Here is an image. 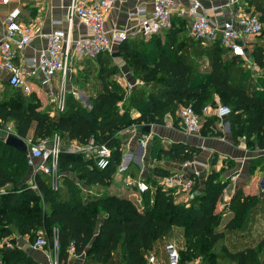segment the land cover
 Returning <instances> with one entry per match:
<instances>
[{
  "label": "trees",
  "instance_id": "1",
  "mask_svg": "<svg viewBox=\"0 0 264 264\" xmlns=\"http://www.w3.org/2000/svg\"><path fill=\"white\" fill-rule=\"evenodd\" d=\"M250 2H254L253 12L261 24L258 33H262L260 42L243 44L260 71L254 79L250 78L249 69L241 66V57L229 54L220 44L219 33L210 41L191 38L181 30L185 18L176 16L177 28L171 19L162 36L156 33L146 40L127 37L117 46V56L101 53L79 64L77 79L83 80L80 73L90 62L96 68L98 85L92 95H87L90 108L68 95L64 110L51 116L49 111L39 110L34 94L23 95L5 87L13 93L0 95V128H6L7 121H11L13 133L25 139L32 127L31 142L36 143L55 137L78 145L93 140L111 149L112 161L101 170L92 157L68 152L63 147L58 171L66 187L53 188L47 177L35 174L33 191L22 182L28 167L26 155L5 145L2 137L0 187L7 182L19 187L0 195V199H5V207L0 205V264H37L25 251L8 243L13 226L30 239L43 231L45 247L56 245L58 264H65L70 246L73 254L84 256L83 264H147L149 256L159 257L163 238L173 227L185 231L182 249L177 254L179 261L199 256L203 264H215L213 260L222 259L232 264H264V191L249 194L238 189L228 204L230 215L218 230L221 214L215 211V203L223 187L220 169L207 172L201 191H195L196 177L191 174L194 193L184 204L176 202L174 191L165 187L164 182H150L146 177L152 198L150 201L149 188L141 209L124 196L81 195L76 181L65 174L74 172L78 180L88 185L107 184L120 164L125 137L120 131L160 122L161 116L173 115L180 106H190L200 118L201 132H209L208 127L218 118L203 116L202 109L214 98L230 109L226 118L231 139L243 137L254 148L264 149V0ZM204 56L206 64L202 61ZM118 57L131 68V81L142 82L127 95H120L118 87L110 84L111 76L118 70L114 62ZM132 111L137 115L133 117ZM197 151L183 144L158 149L164 156L179 155L181 161L193 160ZM152 171L161 177L170 174L158 166ZM162 262L166 264V256Z\"/></svg>",
  "mask_w": 264,
  "mask_h": 264
},
{
  "label": "built area",
  "instance_id": "2",
  "mask_svg": "<svg viewBox=\"0 0 264 264\" xmlns=\"http://www.w3.org/2000/svg\"><path fill=\"white\" fill-rule=\"evenodd\" d=\"M115 0H96L92 4H83L78 0H69L64 19L51 21L53 30L43 32L37 23H25L20 18V8L13 6L6 13L3 20V34L0 38V71L7 73L6 84L23 95H45L47 103L54 112L64 110L68 95H79L72 86V67L79 60H92L101 53L113 54L117 46L129 35L140 34L144 38L159 33L171 24L173 15L189 18L187 34L191 38L210 41L219 33L220 44L227 49L229 54L244 57L243 43L240 36L256 35L261 24L254 12H243L235 19L232 9L221 13L218 19L206 16L199 0H185L182 6L179 0H149V11L144 7H136L129 16L136 17L133 28L106 29L105 17ZM236 0H228L229 7ZM7 4L9 0H1ZM218 7L213 10H218ZM75 19L88 28V33L74 38L72 29ZM236 25V26H235ZM42 39L45 44L32 54H26V48L34 39ZM79 67V64H77ZM135 84H126L127 90ZM1 86V83H0ZM230 113L226 105H218L214 115L223 121ZM180 128L186 134H194L200 127V118L190 106H180L176 111ZM8 133L5 131L3 138ZM149 139L147 133L140 134L138 144L143 146ZM63 148L59 137L52 140L42 139L36 144H28L27 163L34 167L35 174H41L49 179L53 188L59 187L58 160ZM70 152L81 151L86 157H92L95 166L104 170L112 161V151L103 144H95L91 140L87 145H82L79 150L67 147ZM193 162L185 161L183 166ZM192 175L197 176L194 170ZM133 184L138 192H144L147 185L141 180L127 181ZM166 187H178L190 190L191 177L172 175L164 182ZM32 188H36L35 182ZM45 238L38 234L33 247L44 249ZM166 264H203L198 261H179L177 253L168 248ZM69 251L73 252L70 246ZM147 264H156L153 256L147 258Z\"/></svg>",
  "mask_w": 264,
  "mask_h": 264
},
{
  "label": "crops",
  "instance_id": "3",
  "mask_svg": "<svg viewBox=\"0 0 264 264\" xmlns=\"http://www.w3.org/2000/svg\"><path fill=\"white\" fill-rule=\"evenodd\" d=\"M83 4H92L96 0H78ZM228 0H199L202 5L206 16L210 19H218L221 13L227 11L228 9H232L233 18L235 19L239 14L243 12H253L254 2H250V0H236L230 7L227 5ZM254 1H262V0H254ZM69 3V0H9L7 4H3L0 0V38L3 34V20L10 8L13 6H17L20 8V20L25 23H37L39 24L43 32H49L53 30V26L51 25V21L54 19H64L66 16V8ZM179 3L182 6H186L185 0H179ZM136 7H144L146 11H149L150 5L149 0H115L110 8L109 12L105 17V28L106 29H125V28H133L136 23V17H130L129 14L134 11ZM218 7V10H213V8ZM185 18V17H183ZM173 27L177 28L176 22L178 21V17L173 15L171 17ZM181 20V18H179ZM189 18H185V22L182 24L181 30L185 32L187 30V23ZM236 26V25H235ZM88 28L85 27L79 20L75 19L72 35L74 38H77L81 35L87 34ZM163 31L159 32L161 36L163 35ZM187 32V31H186ZM128 37L134 38L138 37L143 40L140 34L129 35ZM250 36H240L239 41L243 44L247 42V39ZM45 42L42 39L36 38L33 42L26 48V54H32L37 49L43 47ZM116 53V52H115ZM120 58V57H118ZM116 58V59H118ZM86 60H78L77 64L84 63ZM123 88L126 84H133L134 81H131L130 71L128 68L123 67ZM7 73L5 71H0V87H7L6 84ZM134 86V85H133ZM132 86V87H133ZM39 101L40 107L39 110H42L44 107L45 110L42 111H50L54 112L51 109V106L47 103V99L45 95H35ZM82 96V95H80ZM44 106V107H43ZM132 116H136L137 113L135 111L131 112ZM202 115L207 116H215L214 109L207 103L204 105L202 109ZM168 114L165 115V122L161 125L150 124L149 125V138L146 143L141 146L138 144V138L140 134L137 131V127L129 126L126 129H123V132H120V135L125 134L123 137V142L121 144V158L120 164L117 166L118 171L111 176L109 182L105 185L98 184H84V182L78 180L79 187L81 190V195L90 196L91 198H98L107 195H119L124 196L130 199L138 209L143 207L146 198V191L150 188V192L148 193L149 200L152 198V188L146 181V177H148L149 181H160L165 182L168 177L172 175L179 177H190L194 170L198 171V175L196 178H199L202 172H208L207 170L211 168H215V170L220 169V179L229 177L230 181H232L233 187L236 183L239 184L240 188L243 189L245 193L249 194H261L256 189H250L249 191V183L252 182V179L256 178V173H252L251 175L247 172V178L244 177V173L242 172L245 168L246 161L248 159V154L241 147L233 144L232 139L230 137L228 126L224 131H221L219 128L220 134L217 136H211V131H215L218 123H213L208 127L209 132L203 133L200 130L194 134H186L179 127L175 126L171 122H169L167 117ZM221 121V120H219ZM215 129V130H214ZM33 134V129L30 130ZM223 132V133H222ZM29 134V133H28ZM222 134V135H221ZM32 136V135H31ZM27 135L26 138H28ZM31 138V137H30ZM157 139L160 144L156 146L152 144V140ZM241 139L240 137L237 139ZM24 140V139H23ZM31 140V139H29ZM72 143L74 141H71ZM28 143V142H27ZM75 143V142H74ZM76 144V143H75ZM175 144H183L187 146H193L198 149V153L195 158L191 160L193 163L188 166H183L182 162L178 166L174 163L168 162L166 159L161 158L162 154L158 152V149H167L170 145ZM68 147H74L73 144ZM82 147V145H80ZM79 147V148H80ZM76 148V150H79ZM67 150V149H66ZM68 151V150H67ZM70 152V151H68ZM79 152V151H75ZM80 153H82L80 151ZM84 154V153H83ZM158 155L160 157H158ZM85 156V155H84ZM86 157V156H85ZM212 158H215V161L212 163ZM229 165L233 166L232 168H227ZM120 166L123 167V171H119ZM160 167L162 169L169 170L170 174L166 177L157 176L153 173L152 169L154 167ZM230 167V166H229ZM59 172V171H58ZM30 175L35 177L34 167L28 165L27 173L23 179V183H30V187L32 188V183H34V179H30ZM41 175V174H40ZM43 176V175H41ZM45 177V176H43ZM74 179L73 175L70 176ZM29 178V181L27 180ZM62 176L59 173V184H61ZM135 181L141 180L148 187L144 192H138L133 184H125L127 181ZM223 180V179H222ZM245 180V181H244ZM31 181H33L31 183ZM254 185V183H253ZM19 185L15 184L13 186L10 182L5 183L0 187V195L6 194V192L12 188H17ZM166 187V186H165ZM178 187H169L174 192V196L176 201H179L182 198L181 193H177ZM248 188V189H247ZM19 192V191H18ZM233 192V191H231ZM177 195V196H176ZM148 200V201H149ZM149 201V202H150ZM218 203L215 205L217 207ZM13 230L10 238H7L9 244H14L19 247L21 250L25 251L37 264H52V258L54 255L56 257V245L52 248H44V249H36L33 247V241L30 239L28 235H20L16 228L11 227ZM84 256L83 255H75L73 253H69L68 259L65 264H83Z\"/></svg>",
  "mask_w": 264,
  "mask_h": 264
},
{
  "label": "rangeland",
  "instance_id": "4",
  "mask_svg": "<svg viewBox=\"0 0 264 264\" xmlns=\"http://www.w3.org/2000/svg\"><path fill=\"white\" fill-rule=\"evenodd\" d=\"M261 34L262 33H258L256 35L250 36L247 39L246 43H251L252 41H259L260 42L259 37H261ZM183 35L184 34H182V36ZM225 55H226V57H228L229 54H225ZM202 61L204 63L206 62V56H204L202 58ZM114 62L116 63V65L118 67V70L115 72V74H113V76H111V83L110 84L112 85V87H114V86L118 87L120 95H123V94L127 95L132 88H130L129 90H127L126 86L123 88V76H122L123 75V67L124 68L126 67V70L128 68V71H131V68H129L126 65L125 62H123V58L115 59ZM77 63L72 67V70H71V74H72L71 83H72L73 88H75L77 90L78 94H80L82 96L76 95L75 97L77 99H79V102L81 103V105L83 107L90 108V102L88 100L87 95H92L95 92V85H98V79H96V75L94 74L96 68L94 69L91 65H89V64H91V62L88 65H86V66H85L86 63L82 64V67L85 66L84 69L80 73L81 76L83 77V80L82 79H77V74H79L78 70L80 69L78 67ZM241 66H243L246 69H249L250 78H252V79H254L260 73L259 69L251 62V60H250V58H249V56L247 54H245L244 57H241ZM130 77H132L131 74H130ZM134 80H136V79H134ZM141 84H142V82L137 80L135 82V84H134V87L135 86H140ZM12 93H13L12 89L5 88V87H0V95L1 96L5 97L7 95H11ZM213 100H214V102L211 103V104L209 103V105L212 107V109H215L218 105H220V103L215 98ZM122 104H123V100L121 101L119 106H121ZM45 109L46 108L44 107L42 110H45ZM51 114L55 115L56 113H51ZM167 117H169L168 118L169 122H171L172 124H174L175 126L178 127V121H177V118H176V111L173 113V115H168ZM165 119H166L165 116L164 117L161 116L160 119H159L160 122L151 123V124H156V125L164 124ZM214 123H218V126H217L216 130L214 129L215 131H213V130L211 131V136L219 135L220 134L219 128H220L221 131H224L226 129V127L228 126V119L225 118L223 121L215 120ZM5 126H6V128L2 127V126L0 128V129H2V130H0V139H2L5 131L8 134H14L13 133V125H12L11 121H7ZM31 129H32V127H31ZM121 131L123 132V130H121ZM28 135H29V137L25 138L24 140L26 142H28V144H36V142H31L32 141V136H31L32 132L29 131ZM240 138L241 139H239L237 141H233L232 140V142H233V144L241 147L249 155L248 159L246 161V164H245V168L242 171L244 173V177L247 178V175L245 174L246 172L248 174H250V175L253 172L256 173V178L252 179V182L249 183V191H250V189L254 188V189H256V191L258 190L259 193L260 192L263 193V191H264V149L254 148L253 146L249 145L248 142L246 140H244L243 137H240ZM29 139H31V140H29ZM60 142H61V144H63V147L66 148V149H67L68 146H71V144H73L76 148L80 147V145L75 144L74 142L73 143L72 142H68L67 140H62L61 139ZM151 143L155 144L156 146H158L160 144V142L157 139H155V140L153 139ZM0 153H1V150H0ZM72 153H78V152H72ZM197 153H198V151L194 154L193 158H195ZM158 157H160V156L158 155ZM162 158L166 159L170 163L176 164L177 166L179 164H181L182 162H184V161H181V157L179 155H175V156L174 155H170V156L162 155L161 158H159V159H162ZM212 161H215V158H212ZM229 166L227 168H232L233 167L231 165H229ZM2 167L3 168H5V167L8 168V167H10V165H3ZM118 167L116 168L117 171H118ZM27 170H28V167H27ZM119 171H123V167L122 166H120ZM207 171L209 172V171H211V169H209ZM26 173H27V171H26ZM67 173L70 174V175H73L74 180L76 181L77 185L79 186L80 181L78 182L75 173L74 172H70V171L65 172V174H67ZM206 174H207L206 172H202V174H200L199 178L194 179V181L197 184V188L195 189V191H201L202 190V184H203V181L205 179V175ZM193 178H194V176H193ZM30 179L32 180V179H34V177L32 175H30ZM222 179H220L221 182L223 183V187H222V190H221L222 192L220 194L219 199L215 203V204L218 203L217 207L215 208V211H219L220 214H221V216H220L221 217V222H220V224H218L216 226L218 230H220L222 228L224 220H226V218L230 215V212H229L230 210L228 209V204L231 201V199L233 198L234 193L238 189H240L243 193H245L243 191V189L240 188L238 183H236V185H234V187H233L232 181L229 182L230 181L229 177H225V178L222 177ZM27 180L29 181V178ZM33 181H31V183ZM253 183H254V185H253ZM25 185L30 187V183L29 182L26 183ZM59 187H63V188L66 187L65 186V182H64L63 179L61 180V184H59ZM35 190H36V188H33V191H35ZM176 190H177V193H181V196H182V198H180V200L176 201V202L177 203H182V204L188 202L189 199L192 197V195L194 193V190H192V188L190 190L177 189L176 188ZM231 191H233V192H231ZM38 204L42 205L41 201H38ZM0 205H1L2 208L5 207V199L4 198L0 199ZM12 232H13V230H12ZM37 234H40L43 237L45 236L43 231H40ZM35 236L31 238V240L33 242H34V240L36 238ZM184 238H185V231L182 228H180V227H173L172 230L170 231L169 235L166 236L165 238H163L162 247H159V249H158V254H159L158 256L159 257L154 258V261H156V264H164L162 262V260L164 259L165 256H166V260H167V257H168V250L167 249L168 248H171L172 250L174 249L173 251L178 254L179 249H182ZM55 254H56V252H55ZM192 260L202 263V260H201V258L199 256H195L194 258H192ZM213 261H214L215 264H232V263H230L229 261H227L225 259L213 260ZM52 264H58L57 257H55V255H54V258H52Z\"/></svg>",
  "mask_w": 264,
  "mask_h": 264
},
{
  "label": "water",
  "instance_id": "5",
  "mask_svg": "<svg viewBox=\"0 0 264 264\" xmlns=\"http://www.w3.org/2000/svg\"><path fill=\"white\" fill-rule=\"evenodd\" d=\"M243 53L246 54V50L243 49ZM118 53H113L112 56H117ZM88 102V101H87ZM139 134L148 133L149 132V125L140 126L137 128ZM5 145L16 149L17 151L27 155L28 152V143L23 140L22 138L16 136L15 134H8L4 139Z\"/></svg>",
  "mask_w": 264,
  "mask_h": 264
}]
</instances>
